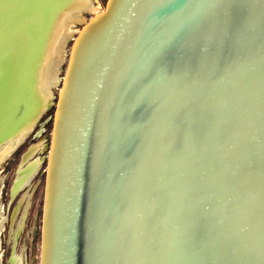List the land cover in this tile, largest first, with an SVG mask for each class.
<instances>
[{"label": "water", "instance_id": "obj_1", "mask_svg": "<svg viewBox=\"0 0 264 264\" xmlns=\"http://www.w3.org/2000/svg\"><path fill=\"white\" fill-rule=\"evenodd\" d=\"M67 1L0 0V139ZM73 39L40 264H264V0H109Z\"/></svg>", "mask_w": 264, "mask_h": 264}, {"label": "rangeland", "instance_id": "obj_2", "mask_svg": "<svg viewBox=\"0 0 264 264\" xmlns=\"http://www.w3.org/2000/svg\"><path fill=\"white\" fill-rule=\"evenodd\" d=\"M98 11L83 12L74 23L73 33L65 45L66 58L58 70V83L52 89L54 95L50 108L38 121L36 128L15 152L0 159V206L4 217V228L0 236L2 264H40L42 245L43 208L46 187V171L52 142L53 119L62 88L61 79L67 72L73 38L95 16L105 12L109 0H92ZM74 40V39H73ZM60 83V84H59ZM3 147L0 148V151ZM15 149V148H14ZM13 151V150H12ZM29 165L38 166L28 178L29 182L13 195L20 170ZM19 184V183H18ZM2 221V217H0ZM15 260V259H14Z\"/></svg>", "mask_w": 264, "mask_h": 264}, {"label": "bare ground", "instance_id": "obj_3", "mask_svg": "<svg viewBox=\"0 0 264 264\" xmlns=\"http://www.w3.org/2000/svg\"><path fill=\"white\" fill-rule=\"evenodd\" d=\"M93 5L92 0H68L53 19L54 27H52L48 37L42 43L41 50L36 61L34 60L30 74L25 79L28 91L30 88L28 92L29 107H27L22 122L20 121V125L16 130L0 139V148L3 147L0 151V159L8 156L22 140L31 134L36 124V117L45 112L46 107L53 98L52 89L59 82L57 74L64 58H66L65 45L73 33V27L71 26L78 22V18H75V16L81 17L83 12L87 11H98V9L95 10L93 8ZM19 174L20 177L16 182L15 189L19 185L18 183L26 178L27 170H20ZM15 189L14 191H17ZM3 221H0V234L3 228ZM14 259L11 260V264H15L14 261L16 262L17 258ZM1 263L2 253L0 252Z\"/></svg>", "mask_w": 264, "mask_h": 264}, {"label": "flooded vegetation", "instance_id": "obj_4", "mask_svg": "<svg viewBox=\"0 0 264 264\" xmlns=\"http://www.w3.org/2000/svg\"><path fill=\"white\" fill-rule=\"evenodd\" d=\"M29 136H27L24 140H22L16 147H15V149H13V151H11V153L12 152H15L19 147L18 146H20V145H22L25 141H26V139L28 138ZM23 142V143H22ZM11 155V154H10ZM9 155V156H10ZM30 167H28V169H27V174H26V178L22 181V182H20L19 183V185L17 186V188L15 189V190H17L18 191V189L20 188V187H23L24 186V184H26V183H28L29 182V180H28V178L29 177H31L32 176V174L36 171V169H37V167L38 166H36V165H29ZM26 181V182H25ZM23 184V185H22ZM14 191V190H13ZM17 191H14L13 192V195L17 192ZM0 217H2V220H4V217L2 216V210H1V206H0ZM3 228H4V223H3ZM3 228H2V231H3ZM2 233V232H1ZM1 235V234H0Z\"/></svg>", "mask_w": 264, "mask_h": 264}]
</instances>
